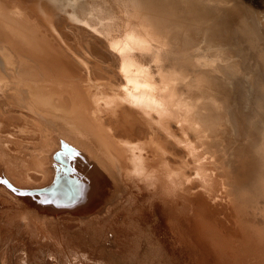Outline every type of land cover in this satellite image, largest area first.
<instances>
[{"label":"rangeland","instance_id":"rangeland-1","mask_svg":"<svg viewBox=\"0 0 264 264\" xmlns=\"http://www.w3.org/2000/svg\"><path fill=\"white\" fill-rule=\"evenodd\" d=\"M14 1L26 2L30 8L26 11L34 19L42 20L40 26L45 32L52 27L48 37L54 44L58 43L56 37L59 36V41L66 42L69 51L72 49L71 53L84 60L83 66L89 73L86 78L89 80L82 83L85 87L103 89L108 93L117 90L121 82L124 83L121 66L125 55L133 58L150 75V83L157 90L164 89L169 74L173 75L170 83L177 86L174 90L177 88L178 99L169 125L172 128L168 127L170 134L166 137L167 128L164 131L165 128L154 126L155 118L147 123L148 126L154 124L151 131L159 133L172 147L173 151L167 158L177 163H190L191 167L186 164L188 167L183 170L166 158L157 159L156 153L144 145L138 134L133 138L122 136L103 122L99 123L98 129L105 132L101 133L112 144H121L125 151L122 152L123 158L133 153L143 162L168 169L173 175L170 192L182 188L185 177L191 173L188 187L199 198L200 191L197 189L201 188L200 182L211 184L222 181L216 191L217 196L208 194L202 200L207 205V212H210L211 225L215 223L212 227L221 233L217 234L207 227L206 234L204 228L201 230V233L204 231L201 234L202 243L206 248L210 246L208 250L213 254L216 253H210L215 256L212 263L231 264L227 261L230 259L232 264H238V261L240 264H255L257 260V263L264 264V256L258 253L260 249L256 246L261 243L257 244L250 233L251 229L259 228L258 234L264 243V186L249 189L244 196L234 198V202L227 206L222 200V197L233 196L225 168L232 167L236 157H249L255 153L257 146L264 152V0H81L71 4L60 0H33L36 3L32 0ZM36 5L42 8L36 9ZM142 16L166 23L160 28L162 32L159 29L158 34L163 38L161 41L148 42L145 47V42L139 44L140 39L129 34L127 28L132 23L141 29L148 28L149 25L145 24L148 21H140ZM110 30L116 33L113 38L108 35ZM81 48L83 50H79ZM107 62L108 66L104 65ZM97 64L102 67H99L100 70ZM24 68L13 76L0 78L1 83L5 81L0 85V92L3 91V95L0 93V123L1 120L3 123V126L0 124V264H208L205 263L208 260L204 258L203 250L183 239L177 220L173 218L172 222L169 219L170 211L167 206L165 209L161 196L144 192L134 177L118 174L106 151L99 147L98 140H94L86 129L71 122L74 104L73 92H70L74 89L69 82L71 80L66 77L47 78L38 73L36 76ZM54 80L60 94L54 97L51 104H41L43 108L36 103V99L31 100L26 89L33 84V88L49 86ZM199 101L204 104H198ZM196 114L201 117L197 119ZM176 134H180V138ZM170 137L174 141L179 139V142L176 141V144ZM183 139L184 142H181ZM92 140L94 145L97 144L96 148ZM178 144L183 147L179 148ZM201 172L207 175L205 182L199 180ZM238 220L241 224L246 222L244 225H250L247 234L233 230L232 225L238 228ZM178 225L182 224L179 222ZM225 226L229 227L226 229ZM172 227H176L177 232L174 230L175 233H172ZM229 232L232 239L228 235L225 237ZM228 238L231 240L228 241ZM247 239L248 242L245 241ZM172 242H178L179 246ZM244 244H248L252 251L245 249ZM236 247L240 248V253ZM188 249L190 251L185 252ZM191 251L198 256H191Z\"/></svg>","mask_w":264,"mask_h":264},{"label":"bare ground","instance_id":"bare-ground-1","mask_svg":"<svg viewBox=\"0 0 264 264\" xmlns=\"http://www.w3.org/2000/svg\"><path fill=\"white\" fill-rule=\"evenodd\" d=\"M24 1V0H23ZM26 1V0H25ZM31 1V0H30ZM29 1V2H30ZM20 3L15 2L14 0H0V58H2V62L0 63V65H3L2 68H0L2 71H0V78L4 77V76H10V74L12 75L13 73H18L21 70H23L24 65H26V67L24 68V70H29L31 71L33 74H40V76H45L47 78L53 77L55 78H59V79H64L65 77L68 78V80H71L69 82H72V87H74V89H72L73 92L71 94L72 99H73V107L72 110L73 112H71V119L73 123H75L77 126L79 125L83 130L86 129L89 134H91L92 138L94 140H98L97 143L99 145L100 148H102L103 150L106 151V154L108 155V160L109 162H111L112 167L114 168V170H116L118 172V174H122L123 176H125L127 174V176H131L134 177V179L138 180V182H140L139 184L141 185V187L143 188L144 192L147 191L149 193V195H160L162 198V202L165 203L163 205H165V209L167 206V209L170 211V213L168 215H172L174 217H169V219L171 218V221L173 222L174 219L177 220V223L179 224V222L182 225H178L181 228L183 227V229H180V234H182L183 239H187L188 241H190L193 245H197L198 247H200L203 251V256L204 258H206L208 261L205 263L208 264H213L212 261L214 262V257L213 255H216L212 253L211 250H208V247L211 248L210 246H208L207 248L204 246V244L202 243L201 240V236L203 235L202 233L204 231L205 234L207 233L206 227L208 229L214 230L217 234L220 232H217L212 225L214 226V222L211 225V218H210V212H207V205L202 202V200H204L203 198L205 196L209 195H216V191L218 190V188L220 187L219 185H222V181L220 182H214L211 184L208 183H201L200 182V186L201 188L197 189L199 190V197L194 196L193 193H191L190 191V180L191 178H189L188 175L187 177H185V184H182L183 187L179 188L177 192H170L169 189V184L173 178V175L170 173V171L168 169H164L163 167H158L156 165H151L147 162H143V160H141L137 155L130 153L127 154L128 157L123 158L122 157V152L124 153L125 151L122 150V146L120 143L119 146L112 144L108 139V138H104L103 133H105L104 131H100L98 129L99 123L103 122L107 125H109L110 127H112L114 130H116L117 132H119L122 136H126V137H130L133 138L135 137L137 134L140 138L143 139L144 145H148V148H151L153 150L154 153H156V156L159 158H166L168 159V161L170 160V162H174L176 164H178L179 166H181L180 168H183V170L185 169V167L188 165L182 163V162H175L172 161L171 159L167 158L169 157V155L172 153L173 149L172 147L166 142L165 138L162 137L159 133H157L156 131H151V129L153 128L152 126H148L147 121H149L150 119L155 118V127L157 128H165L163 129L164 131H166V128L168 131L166 135L170 134L168 132L169 129L168 127L171 124V121L173 119L172 116H174V105L176 100L178 99L177 96V88L174 90L175 86L171 85L172 83V79H173V75L169 74V79H167V84L165 85V88L162 90H157L151 83V79H150V75L148 76L145 71L143 69H141V67H139L136 63V61L131 58L128 55L124 56L123 59V64H122V70H123V80L124 83L121 82L119 84H121V86L119 85V88L117 87V90L113 89L111 93L105 92L103 91V89H99V90H94L89 86H86L82 83H84L85 80H89L86 79L88 78V71L87 68L85 69L83 66L82 61L84 60H80L77 56L78 54L75 55V53H71V50L69 51L67 48H69V46L67 47L65 45V43H63L62 38H61V42L59 41V36L54 35V37L58 38V43L60 42V44L56 43L54 44L50 38L48 37L51 31L49 29H51L52 27H50V24H48V31L49 32H45L44 29L40 26L42 20H37L34 19L33 16H31V14L29 12L26 11L27 4L21 3V1H19ZM32 2H34L32 0ZM36 3V2H34ZM33 4V3H32ZM35 5V4H33ZM42 5V4H41ZM45 5V4H44ZM32 5H30L29 7H31ZM38 5H36V9H41L43 7H37ZM46 7V6H45ZM30 9V8H28ZM32 9V8H31ZM47 9V7H46ZM44 10V9H43ZM49 10V9H48ZM58 10V9H57ZM26 11V12H25ZM33 11V10H31ZM42 11V10H41ZM60 11V10H59ZM35 12V10L33 11ZM39 12V11H38ZM57 12V11H56ZM55 12V13H56ZM172 12V11H171ZM42 13V12H40ZM60 13V12H59ZM33 14V13H32ZM38 14V13H37ZM53 14V13H52ZM135 14V13H134ZM133 14V15H134ZM40 15V14H39ZM58 15V14H57ZM63 15V14H62ZM136 15V14H135ZM134 15V16H135ZM172 15V14H171ZM46 14L44 15V18L46 19ZM55 16V14H54ZM137 16V15H136ZM135 16V17H136ZM139 16V14H138ZM173 16V15H172ZM38 17V16H37ZM69 17V16H68ZM128 17V16H126ZM56 18V16H55ZM64 18H67L64 17ZM70 18V17H69ZM125 18V17H124ZM123 18V19H124ZM141 20L140 21H148L145 22V24H148V28L147 29H141L139 28V26H134V24H128V28L127 31L129 32V34H131L134 37L139 38V44H143L145 42V47L147 46L148 42H153L155 40L161 41L163 38L161 35H159V29L161 27H163L165 24L160 21V20H153V19H146L145 16L140 17ZM39 19V18H38ZM43 19V18H42ZM117 19V18H116ZM131 19V18H130ZM68 20V19H67ZM153 20V21H152ZM44 21V20H43ZM129 21V20H128ZM127 21V22H128ZM132 21V20H131ZM46 22V20H45ZM43 22V24L45 23ZM133 22V21H132ZM77 23V22H76ZM136 23V22H135ZM74 24V22H73ZM119 25V23H117ZM45 25V24H44ZM79 25V24H78ZM124 25V24H123ZM127 25V23L125 24ZM70 26V25H69ZM107 26V25H106ZM108 27V26H107ZM46 28V27H44ZM143 28V27H142ZM88 29V28H87ZM115 29V28H114ZM117 29V28H116ZM55 30V29H54ZM53 30V31H54ZM162 29H160L161 31ZM90 31V30H89ZM162 32V31H161ZM53 33V32H52ZM91 33V32H90ZM94 34V33H93ZM116 33H114L113 30H110V34H108L110 37H114ZM89 35V34H88ZM92 36V33H91ZM72 39V38H71ZM105 40V39H104ZM74 44L77 42L74 41ZM64 45H63V44ZM107 43V42H106ZM67 44V43H66ZM84 45V43H82ZM165 45V44H164ZM163 45V46H164ZM108 46V45H107ZM71 47V46H70ZM78 47V46H77ZM81 47V46H80ZM95 48V47H94ZM98 48V47H96ZM99 49V48H98ZM110 49V48H109ZM79 50H83L82 48ZM92 50V48H91ZM93 51V50H92ZM106 51V50H105ZM83 52V51H81ZM86 52V51H85ZM87 53V52H86ZM85 55H89L86 54ZM94 53V52H93ZM103 53V52H102ZM115 53V52H114ZM73 54V55H72ZM97 54V53H96ZM104 54V53H103ZM111 54V53H110ZM101 56V55H100ZM116 56V55H115ZM89 57V56H88ZM106 57V56H105ZM103 57V58H105ZM112 57V54H111ZM91 58V57H90ZM118 58V57H117ZM116 58V59H117ZM145 59V58H144ZM95 60V59H94ZM91 60V61H94ZM108 60V59H107ZM114 60V58H113ZM187 60V59H185ZM87 61V60H86ZM192 61V60H191ZM189 61V63L191 62ZM109 62V60H108ZM108 62L104 65H107ZM194 62V61H193ZM87 62H85L86 64ZM91 63V62H89ZM99 63V62H98ZM113 62H111V64H113ZM119 64V62H117ZM116 63V64H117ZM144 63V62H143ZM94 64V63H93ZM115 64V65H116ZM187 64V63H186ZM96 65V64H95ZM94 65V66H95ZM100 65V64H99ZM86 66V65H85ZM93 66V65H92ZM98 66V64H97ZM108 66V65H107ZM164 66V64H163ZM195 66V65H194ZM199 66V65H198ZM221 66V65H220ZM87 67V66H86ZM100 66H98L99 68ZM111 67V65H110ZM114 67V66H112ZM117 67V66H116ZM222 67V66H221ZM102 68V67H100ZM99 68V70H100ZM119 68V67H118ZM178 68V67H177ZM115 69V68H114ZM233 69V67H232ZM104 70V69H103ZM167 70V69H166ZM183 70V69H182ZM186 71V70H185ZM97 72V71H96ZM107 72V71H106ZM144 72V73H143ZM179 72V71H178ZM99 73V72H98ZM118 73V72H117ZM182 73V71H181ZM189 73V72H188ZM101 74V73H100ZM111 74V73H110ZM191 74V73H190ZM193 74V73H192ZM182 75V74H180ZM13 76V75H12ZM11 76V77H12ZM37 76V75H36ZM95 76V75H94ZM108 76V75H107ZM115 76V75H114ZM118 76V75H117ZM140 76H142V80H140ZM183 76V75H182ZM185 76V75H184ZM201 76V75H200ZM102 77V76H101ZM110 77V75H109ZM120 77V76H119ZM17 78V77H16ZM25 78V77H24ZM91 78V77H90ZM116 78V77H113ZM111 78V79H113ZM199 78V76H198ZM9 79V78H8ZM14 79V77H13ZM27 79V78H26ZM121 79V78H120ZM197 79V78H196ZM7 80V79H6ZM21 80V78H20ZM66 80V81H68ZM95 80V79H93ZM156 80V79H155ZM22 81V80H21ZM25 81V80H23ZM165 81V80H164ZM5 82V81H4ZM3 82V83H4ZM29 82V81H28ZM64 82V81H63ZM87 82V81H86ZM97 82V81H96ZM104 82L105 81H101ZM119 82V81H118ZM117 82V83H118ZM171 82V83H170ZM1 83V82H0ZM3 83H1L0 85H2ZM109 83V82H108ZM170 83V84H169ZM24 84V83H23ZM107 84V83H106ZM105 84V85H106ZM169 84V85H168ZM34 85V84H33ZM33 85L31 87H29V89L27 90V94L29 91V95L30 98H32L31 100L36 99L35 101H37L36 103H38L40 106L41 104H51L52 101H54V97L58 96V93L60 94V91H58V85L56 83V81H52L51 84H49V86H41L38 88H33ZM65 85V84H64ZM197 85V84H196ZM201 85V84H200ZM204 85V84H202ZM5 85H3L4 87ZM35 86V85H34ZM37 86V85H36ZM111 86V83H110ZM117 86V84H116ZM16 87V86H15ZM13 87V89L15 88ZM62 87V85H61ZM61 87L59 89H61ZM66 87V86H65ZM68 87V85H67ZM25 88V87H24ZM23 88V89H24ZM190 88V87H189ZM204 88V87H203ZM3 89V88H2ZM19 89V86H18ZM70 89V88H69ZM4 90V89H3ZM15 90H17L15 88ZM25 90V91H26ZM109 90V89H108ZM198 90V89H197ZM205 90V89H204ZM18 91V90H17ZM20 91V90H19ZM3 92V91H2ZM1 93V95H3ZM7 93V91H5ZM9 92V90H8ZM110 92V91H109ZM4 93V94H6ZM10 93V92H9ZM8 93V94H9ZM12 93V92H11ZM14 93V91H13ZM12 93V95H13ZM18 93V92H17ZM16 94V93H14ZM20 94V92H19ZM18 94V95H19ZM26 94V92L24 93ZM23 94V95H24ZM67 94V93H66ZM10 95V94H9ZM116 95V96H115ZM198 95V94H197ZM8 97V95H6ZM11 96V95H10ZM22 96V95H21ZM20 96V97H21ZM32 96V97H31ZM68 96V95H67ZM201 96V95H200ZM207 96V95H206ZM24 97V96H23ZM29 97V96H28ZM27 97V99H28ZM115 97V98H114ZM193 97V96H192ZM195 97V96H194ZM6 99V98H5ZM8 99V98H7ZM13 99V97L11 98ZM25 99V98H24ZM194 99V98H193ZM203 99V97L201 98ZM4 100V99H3ZM10 100V99H9ZM8 100V101H9ZM30 100V99H29ZM2 101V100H0ZM7 101V102H8ZM27 101V100H26ZM204 101V100H203ZM203 101H199L198 104H204ZM34 102V101H33ZM69 102V101H68ZM10 103V102H9ZM15 103V101L13 102ZM241 103V102H240ZM23 104V103H21ZM14 105V104H13ZM35 105V104H34ZM37 105V106H39ZM21 106V105H20ZM24 106V105H23ZM30 106V105H29ZM204 106V105H203ZM36 107V106H35ZM43 107V105L41 106ZM8 108V107H7ZM6 108V109H7ZM13 108V107H12ZM23 108V107H22ZM21 108V109H22ZM44 108V107H43ZM41 108V110L43 109ZM10 109V108H9ZM34 109V108H33ZM38 109V107H37ZM40 109V107H39ZM52 111L53 108H51ZM8 110V109H7ZM25 110V107H24ZM35 110V109H34ZM49 111V110H48ZM2 112V111H1ZM6 112V111H4ZM32 112V111H31ZM38 112V111H37ZM56 112V110L54 111ZM40 113V112H39ZM61 113V112H60ZM236 113V112H235ZM43 114V113H42ZM74 114V115H73ZM23 116V114H21ZM53 115V114H52ZM57 115V114H56ZM62 115V114H61ZM236 116V115H235ZM3 117V116H2ZM52 117V116H51ZM62 117V116H61ZM199 117V116H198ZM197 114H196V118L199 119L201 117L198 118ZM203 117V116H202ZM21 118V117H19ZM18 118V120H19ZM56 118V117H55ZM59 118V116H58ZM205 118V117H204ZM207 118V117H206ZM1 119V117H0ZM65 119V118H64ZM55 121V119H53ZM58 121V120H57ZM63 120H61L62 122ZM10 122V121H9ZM60 122V123H61ZM2 123V120H1ZM0 123V124H1ZM6 122H4L5 124ZM8 123V122H7ZM58 123V122H57ZM67 123V122H66ZM70 123V122H68ZM67 123V124H68ZM152 123V122H151ZM3 124V123H2ZM1 124V125H2ZM11 124V123H10ZM13 124V123H12ZM22 124V123H21ZM3 126V125H2ZM6 127V124L4 125ZM9 126V124H8ZM7 126V127H8ZM12 126V125H11ZM66 126V125H65ZM1 127V126H0ZM70 127V125H69ZM74 127V126H72ZM71 127V128H72ZM79 127V128H80ZM176 127V126H175ZM13 128V126H12ZM172 128V127H171ZM73 129V128H72ZM71 129V130H72ZM155 129V128H154ZM68 130V129H67ZM70 130V131H71ZM73 130H76L75 127ZM113 130V131H114ZM159 130V129H158ZM162 130V129H160ZM171 132H174V129H171ZM176 130V129H175ZM163 131V132H164ZM178 130H176L177 132ZM86 134V131H84ZM87 132V133H88ZM79 133V131L77 132ZM115 133V132H114ZM179 133V132H177ZM83 134V135H85ZM88 134V135H89ZM172 134H175L172 133ZM171 134V136H172ZM80 135V133H79ZM87 135V134H86ZM105 135V134H104ZM109 135V134H107ZM143 135V136H142ZM178 136V134H176ZM106 136V135H105ZM170 136V135H169ZM176 136V137H177ZM180 136V134H179ZM178 136V138H180ZM107 137V136H106ZM174 137V135H173ZM87 138V137H86ZM91 138V139H92ZM119 138V137H118ZM129 138V139H130ZM171 138V137H170ZM195 138V137H194ZM250 138V137H249ZM252 138V137H251ZM90 139V136L88 138V140ZM108 139V140H107ZM122 139V138H121ZM172 139V138H171ZM170 139V140H171ZM92 140V144L95 143V141ZM116 142H118V139L116 138ZM124 140V139H123ZM173 140V139H172ZM179 140V139H178ZM175 138V141H178ZM251 140V139H250ZM181 141V140H180ZM253 141V140H251ZM249 141V142H251ZM91 142V141H90ZM120 142V141H119ZM142 142V143H143ZM179 142V141H178ZM184 142V139L183 141ZM191 142V141H190ZM248 142V143H249ZM194 145L197 146V144H195V141L193 142ZM247 143V144H248ZM252 143V142H251ZM177 144V142H176ZM94 145V144H93ZM97 145V144H96ZM96 145L95 148L97 147ZM175 145V144H174ZM193 145V144H192ZM252 145V144H251ZM121 146V148H119ZM177 146V145H176ZM180 146L182 145H179ZM183 147V146H182ZM245 147V146H244ZM250 147V146H249ZM150 149V150H151ZM256 149H258L255 153L250 154L249 157H245L243 155V158L241 157H236L237 159H235L236 163L233 164L232 167H227L226 169V177H227V181H229V183L232 185V193L233 196L230 197H222V200L224 201V204L227 206V204H232L234 202V198H238L239 196L241 197V195L244 194V192H248L249 189L254 188H262L264 186V152L262 150H259V147L257 146ZM182 150V148H181ZM184 150V148H183ZM214 150V149H213ZM243 150V149H242ZM249 151V150H248ZM247 151V152H248ZM251 152L253 150H250ZM185 152V150H184ZM233 153V152H232ZM244 153V152H242ZM241 153V154H242ZM105 154V153H104ZM185 154V153H183ZM247 154V153H246ZM124 155V154H123ZM126 155V154H125ZM187 155V154H186ZM217 155V154H216ZM236 155V154H233ZM240 155V154H239ZM249 154H247L248 156ZM125 157V156H124ZM186 157V156H185ZM189 157V156H187ZM245 157V158H244ZM178 159V158H177ZM103 160V159H102ZM190 160V159H189ZM232 160H234L232 158ZM186 161V158L185 160ZM221 164V163H220ZM190 166V163L189 165ZM187 166V167H188ZM191 167V166H190ZM193 168V167H192ZM191 169V168H190ZM51 170V169H50ZM192 171V170H191ZM125 173V174H124ZM41 174V173H40ZM201 176L199 178L200 181H204L205 178H207V175L204 174L203 172H201ZM31 176V175H30ZM51 176V175H50ZM122 176V175H121ZM33 177V176H32ZM52 177V176H51ZM120 177V176H119ZM116 179V177H115ZM122 180V179H121ZM193 180V179H192ZM191 180V182H192ZM196 181V180H194ZM121 182V181H120ZM205 182V181H204ZM118 183V182H117ZM197 183V182H196ZM179 184V183H178ZM139 185V186H140ZM198 185V184H197ZM121 187V186H120ZM143 192V193H144ZM230 193V192H228ZM251 193V192H250ZM145 195V194H143ZM148 196V195H147ZM217 196V195H216ZM244 196V195H243ZM156 197V196H155ZM146 198V197H145ZM160 198V199H161ZM246 198V197H245ZM148 199V198H146ZM247 199V198H246ZM155 200V199H154ZM207 200V199H206ZM236 200V199H235ZM240 200V199H239ZM114 201V200H113ZM123 201V200H122ZM142 201V200H141ZM145 201V200H144ZM159 201V198H158ZM161 201V200H160ZM208 201V200H207ZM237 201V200H236ZM150 203V202H149ZM161 204V202L158 203ZM162 205V204H161ZM160 205V206H161ZM209 205V204H208ZM234 205V204H233ZM150 206V205H149ZM159 206V207H160ZM211 206V205H210ZM210 206H208L210 208ZM149 208V207H148ZM155 208V207H154ZM164 209V207H162ZM146 209V208H145ZM157 209V208H156ZM161 209V207H160ZM158 208V210H160ZM212 209L213 206H212ZM229 209V207H228ZM233 212L235 213L234 209H232ZM150 211V210H149ZM218 211V209H217ZM230 211V210H229ZM160 212V211H159ZM163 212V211H162ZM153 213V211H152ZM160 214V213H159ZM163 214V213H161ZM166 214V212H165ZM212 214V212H211ZM236 214V213H235ZM234 214V215H235ZM240 214V213H239ZM238 214V215H239ZM156 215V214H155ZM164 215V214H163ZM213 215V214H212ZM160 216V215H158ZM162 216V215H161ZM160 216V217H161ZM232 216V213H231ZM241 216V215H240ZM166 217V216H165ZM215 217V216H214ZM235 217H237L235 215ZM243 218V216H241ZM164 217H162L163 219ZM174 218V219H173ZM221 218V217H219ZM218 218V219H219ZM167 219V218H166ZM169 219H167V221H170ZM234 219V218H233ZM161 220V219H160ZM36 221V220H35ZM165 221V222H167ZM215 221V220H213ZM221 221V220H220ZM239 221V220H238ZM244 221V220H242ZM161 222V221H160ZM171 222V223H172ZM224 222V220L222 221ZM240 222V221H239ZM156 223V222H155ZM164 223V222H163ZM235 223H236V219H235ZM243 223V222H242ZM246 223V222H245ZM244 223V224H245ZM160 224V223H158ZM166 224V223H165ZM220 224V223H219ZM222 224V223H221ZM220 224V226H221ZM233 224V223H232ZM244 224H238V228H235V226L232 228L233 230L236 229L235 231H238V233H245L248 232L249 230V224L248 225H244ZM162 225V224H161ZM175 225V222H174ZM226 225V224H225ZM229 225H231V221L229 223ZM168 226V225H167ZM170 226V225H169ZM218 226V225H217ZM222 226H224V224H222ZM164 227V226H163ZM226 227V226H225ZM229 227V226H227ZM226 227V229H227ZM28 228V227H27ZM166 228V226H165ZM168 228V227H167ZM173 232L175 233L177 232L174 227H172ZM205 229L202 233L201 230ZM163 229V228H162ZM169 229V228H168ZM217 229V228H216ZM225 229V230H226ZM262 229V228H261ZM161 230V228H160ZM164 230V229H163ZM167 230V229H166ZM165 230V231H166ZM170 230V229H169ZM168 230V231H169ZM175 230V232H174ZM209 231V230H208ZM258 229L254 228L251 229L250 233L252 236V239L255 240V242L261 243L259 245H255L260 249V251H258V253L263 254L262 256H264V243L262 242L263 239H261L260 235L258 234ZM158 232H160L158 230ZM162 232V231H161ZM170 232V231H169ZM231 232V231H230ZM229 234H224L225 237L231 236ZM31 234V233H30ZM162 234V233H161ZM202 234V235H201ZM210 234V233H209ZM212 234V233H211ZM221 234V233H220ZM243 234V235H245ZM176 235V234H175ZM214 235V234H213ZM212 235V237H213ZM235 237V234H233ZM173 236V235H172ZM171 236V238H172ZM238 237V235H236ZM241 236V234L239 235ZM177 237V236H175ZM181 237V235H180ZM181 237V239H182ZM203 237V236H202ZM233 237V238H234ZM236 237V238H237ZM246 237V236H245ZM244 237V238H245ZM232 239V236L230 237ZM240 238V237H239ZM243 238V240H244ZM176 239V238H175ZM228 238V241L231 240ZM235 239V238H234ZM238 239V238H237ZM242 239V238H241ZM239 239V240H241ZM179 240V239H178ZM177 240V241H178ZM204 240V239H203ZM214 240V239H213ZM242 240V242H243ZM58 241V240H57ZM166 241V239H165ZM170 241V240H169ZM208 241V240H207ZM220 241V240H219ZM235 241V240H234ZM233 241V243H234ZM248 242V239L245 240ZM180 242V241H179ZM205 242V241H203ZM238 242V240H237ZM240 242V241H239ZM240 242V243H242ZM173 243V242H172ZM178 244V242H176ZM175 243V244H176ZM232 243V242H231ZM236 243V242H235ZM173 243V245H175ZM176 244V245H177ZM187 244V243H186ZM216 244V243H215ZM229 244V243H228ZM250 244V243H249ZM254 244V243H253ZM170 245V244H169ZM232 244H230L231 246ZM234 245V244H233ZM245 245V244H244ZM248 245V244H247ZM247 245L245 249H249L251 250ZM179 246V245H177ZM181 246V244H180ZM184 246V245H183ZM191 246V245H190ZM196 246V247H197ZM207 246V245H206ZM217 246V245H216ZM236 246L237 245L236 243ZM243 246V244H242ZM255 246V247H256ZM182 247V246H181ZM197 247V248H198ZM221 247V246H220ZM254 247V246H253ZM186 248V247H185ZM191 248V247H190ZM193 248V246H192ZM195 248V247H194ZM197 248H195V250H197ZM199 248V249H200ZM229 248V247H228ZM233 248V247H232ZM237 248V247H236ZM241 248V245H240ZM240 248H237V251L241 252ZM243 248V247H242ZM180 249V248H179ZM178 249V250H179ZM181 249H184L183 247ZM217 249V247H216ZM234 249V248H233ZM256 249V248H255ZM258 249V250H259ZM175 250V249H174ZM187 250V248H186ZM194 250V252L196 253V251ZM218 250V249H217ZM222 250V249H221ZM248 250V251H249ZM263 252H262V251ZM40 251V250H39ZM190 250L188 249V251L185 252H189ZM211 251V252H209ZM252 251V250H251ZM250 251V252H251ZM27 252V251H26ZM178 252V251H176ZM193 251H191L192 253ZM192 253L194 256L195 253ZM200 252V251H199ZM225 251H223L224 253ZM227 252V251H226ZM229 252V251H228ZM239 252V253H240ZM244 252V251H243ZM247 252V251H246ZM253 252H255V250H253ZM257 252V251H256ZM175 253V252H173ZM198 253V252H197ZM210 253H212L213 255H211ZM220 253V252H219ZM73 254V253H72ZM181 254V253H180ZM179 254V255H180ZM183 254V252H182ZM181 254V255H182ZM186 254V253H184ZM228 254V253H227ZM226 254V256H228ZM237 254V253H236ZM247 254V253H246ZM245 254V255H246ZM26 255V254H25ZM175 255V254H174ZM180 255V256H181ZM187 255V254H186ZM190 255V254H189ZM198 256V254H196ZM195 255V256H196ZM201 255V254H200ZM199 255V256H200ZM224 255V254H223ZM232 255V254H231ZM234 255V254H233ZM244 255V254H243ZM250 255V253H249ZM252 255V254H251ZM194 256V257H195ZM202 256V255H201ZM240 256V255H239ZM260 256V255H259ZM177 257V256H176ZM183 257V255H182ZM191 257V258H194ZM255 257V256H254ZM185 258V257H184ZM189 258V257H188ZM222 258V257H221ZM239 257H237L238 260ZM246 260V256L244 257ZM243 258V259H244ZM253 258V257H252ZM257 258V257H256ZM260 258V257H259ZM28 259V258H27ZM26 259V260H27ZM182 259V258H181ZM180 259V260H181ZM187 259V258H185ZM183 259V260H185ZM190 259V258H189ZM226 259V257H225ZM255 259V258H254ZM194 260V259H193ZM205 260V259H204ZM218 261V259H216ZM220 260V258H219ZM249 260V259H247ZM196 260H194L195 262ZM221 261V260H220ZM227 261H230L232 264V261L229 259H227ZM255 261V260H254ZM258 261V260H257ZM255 264H259V263ZM262 261V260H261ZM223 262V261H221ZM236 262V261H235ZM242 262V261H241ZM252 262V261H251ZM250 262V263H251ZM264 262V261H263ZM196 263V262H195ZM219 263V262H217ZM225 263V262H224ZM223 263V264H224ZM234 263V262H233ZM238 264L239 261L237 262ZM244 263V260H243ZM249 263V262H248ZM194 264V263H193ZM197 264V263H196ZM216 264V261H215ZM220 264V263H219ZM229 264V262H228ZM236 264V263H235ZM245 264V263H244ZM252 264V263H251Z\"/></svg>","mask_w":264,"mask_h":264},{"label":"water","instance_id":"water-1","mask_svg":"<svg viewBox=\"0 0 264 264\" xmlns=\"http://www.w3.org/2000/svg\"><path fill=\"white\" fill-rule=\"evenodd\" d=\"M60 1L66 3V4H71V3H77V2H79L81 0H60Z\"/></svg>","mask_w":264,"mask_h":264}]
</instances>
